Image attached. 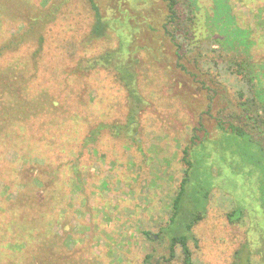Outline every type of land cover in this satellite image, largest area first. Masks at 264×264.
<instances>
[{
	"label": "rangeland",
	"instance_id": "1",
	"mask_svg": "<svg viewBox=\"0 0 264 264\" xmlns=\"http://www.w3.org/2000/svg\"><path fill=\"white\" fill-rule=\"evenodd\" d=\"M218 1L227 6L241 31L232 42L227 36L222 56L231 54L264 68V0H197L199 27L222 40V24L229 21L209 26L206 13ZM94 2L111 23L99 34L92 33L95 19L87 0H0L4 6L0 47L22 38L24 47L17 50V61L27 63L21 51L28 49L30 56L38 38H43L42 62L37 72L26 74L31 80L26 94L49 108V113L20 123V138L9 129L0 133V264H141L149 250L156 252V258L168 255L166 239L148 243L141 232L154 234L167 219L161 209L182 175L180 159L194 126L193 110L182 104L192 103L190 97L197 100L198 94L205 99L207 92L196 91L192 79L170 66L175 62L171 42L161 30L163 1H152L147 8L134 7L142 4L136 0ZM51 10L53 19L45 22L43 17ZM128 16L134 18L131 26L138 28L130 50L139 60V91L148 103L139 118V144L104 134L92 153L91 144H85L91 129L102 122L122 123L131 102L113 71L79 74L74 69L78 61L116 50L120 22ZM211 55L215 57H207ZM10 56L8 51L0 56V69L13 63ZM49 61L58 67L49 66ZM255 70L259 68L252 73ZM218 86L215 111L233 108L231 89L222 88V82ZM259 88L264 90V83ZM214 128L202 151L210 153L214 185L206 215L193 229L196 241L189 242L193 264L263 263L264 250L257 253L254 248L264 241L249 230L248 217L229 222L230 208L224 200L242 197L240 186L253 194L256 178L243 177L241 173L249 169L238 168L235 144ZM257 135L254 139L263 143ZM235 173L242 175L243 182L233 178Z\"/></svg>",
	"mask_w": 264,
	"mask_h": 264
},
{
	"label": "trees",
	"instance_id": "2",
	"mask_svg": "<svg viewBox=\"0 0 264 264\" xmlns=\"http://www.w3.org/2000/svg\"><path fill=\"white\" fill-rule=\"evenodd\" d=\"M137 1L142 4L134 7L147 8L152 1L157 0ZM161 1L165 3L164 22L161 30L163 36L167 37L172 44H170L171 58L175 62L174 65L170 64V66L171 68L174 66V70L178 68L181 71L180 73L192 79L191 83L198 86L195 89L196 91L200 90L207 93L205 99L198 94L197 100L190 97L192 103L184 102L182 104L184 108L187 107L193 110L192 114L195 116L194 126L189 131L191 135L189 146L183 149V156L180 159L184 165V168L181 169L182 175L173 188L169 203H166L161 209L167 219L158 224L156 233L153 234L150 230L141 232L148 243L166 239L168 255L167 257L156 258V252L149 250L143 255L141 264H174L175 262L193 264V252L189 247V242L196 241L193 229L206 215V207L214 185V177L210 171V153H202L204 145L210 140L209 130L212 126L229 142L235 144L241 163L238 168L242 170V167H248L249 169L241 174L244 178L249 175V177H246L247 179L255 177V183L257 184L253 194L247 190L245 191L244 187L240 186L243 190L242 197L235 200L231 198L224 199L230 208L227 218L230 223H239L245 217H248L249 230L254 233L258 232L259 239L262 238L264 241V234L262 233L264 232V90L259 88L264 83V80H262L264 68L261 64H252L244 58L241 59L231 54L222 56L221 46H226L229 42H232L240 36L241 31L235 26L232 15L229 16L227 6H224L220 1L216 3L215 9L206 10V13L209 26L215 22L220 23L221 20L222 22L229 21L222 24L225 37V39L222 37V40L220 35V37L211 36L206 30L203 31L199 27L201 24L198 21L199 8L197 0ZM87 3L95 19L92 33L99 34L111 23L101 16L94 0H87ZM0 8L4 9V6L0 5ZM19 13L17 11L16 14L21 15ZM53 13V10L49 11L43 17V20L45 22L52 20ZM132 21H134V18L128 16L120 22L121 27L118 34L120 40L116 50L105 51L93 58L78 61L74 69L79 74H87V72L98 69L113 71L119 84L128 93L131 102V108H129L122 123L108 124L102 122L91 129L88 137L85 138V144H91L89 149L92 153H96L93 146L104 134H108L115 139L126 138L129 143L134 141V144H139V118L148 103L139 91L140 84L137 80L139 60L131 56L132 51L130 49L134 34L138 31V28L131 26ZM231 23L235 28L231 27ZM227 36H230L228 43L226 42ZM17 40H11L9 43L6 41L0 47V56L4 55V51H8V54L11 55L10 58L13 60L12 64L4 65L5 68L0 69V133H4L3 131L9 129L17 135V138H20L22 136L21 132H23L20 123L24 124L29 119L35 118L46 111L49 113V108L46 109L47 104L39 103L36 99H27L26 94L30 90L27 85L31 83L26 74L37 72L42 62L43 38H38L37 48L30 53V56L27 52L28 49L25 52L21 51L22 60H27V63L17 61V50L24 47L23 39L19 38ZM31 44L33 43L31 42ZM14 46L16 48L12 49ZM69 46L72 47L73 44L70 42ZM215 46L217 48L213 49ZM135 51L136 49L133 50V52ZM207 54H214L216 58L212 55L207 57ZM68 56H72L70 51ZM48 63L49 66L58 67L59 65L55 61H49ZM255 68H259V70L252 73V69ZM195 69L197 72H195ZM203 75L207 78L202 79ZM221 82L224 83L222 88L226 87L227 89L229 87L231 89L233 103L230 102V104H233L235 109L228 105V107L219 108L215 111L214 105L216 103L214 100L218 93L217 89H220L218 85ZM211 84L215 88H212ZM199 99H204V102L199 103ZM201 103L204 104V107L200 105ZM194 104H196L197 109L194 108ZM254 134H258L257 136L263 143L256 140V138L254 139ZM193 150L199 151L201 155L198 157L196 155L198 152L194 154L195 151ZM192 153L193 156H191ZM221 158L223 161L226 160L223 155ZM243 161L249 166H244ZM227 164L233 165L231 162ZM241 174L235 173L233 178H236L238 182H243ZM239 175L242 179L239 178ZM169 183L171 182L169 181ZM254 249H258L255 251L259 253L264 250V244ZM249 253L252 254V251L249 250ZM262 260L263 263L259 264H264V259Z\"/></svg>",
	"mask_w": 264,
	"mask_h": 264
}]
</instances>
